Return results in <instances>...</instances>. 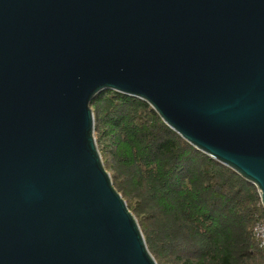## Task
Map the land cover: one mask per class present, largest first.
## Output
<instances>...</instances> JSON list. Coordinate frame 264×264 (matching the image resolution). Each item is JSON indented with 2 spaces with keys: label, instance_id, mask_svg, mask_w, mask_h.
I'll list each match as a JSON object with an SVG mask.
<instances>
[{
  "label": "water",
  "instance_id": "water-1",
  "mask_svg": "<svg viewBox=\"0 0 264 264\" xmlns=\"http://www.w3.org/2000/svg\"><path fill=\"white\" fill-rule=\"evenodd\" d=\"M104 91L264 210V0H0V264H156L96 147Z\"/></svg>",
  "mask_w": 264,
  "mask_h": 264
},
{
  "label": "trees",
  "instance_id": "trees-1",
  "mask_svg": "<svg viewBox=\"0 0 264 264\" xmlns=\"http://www.w3.org/2000/svg\"><path fill=\"white\" fill-rule=\"evenodd\" d=\"M89 107L103 166L156 264H263L251 236L264 216L254 186L138 99L104 91Z\"/></svg>",
  "mask_w": 264,
  "mask_h": 264
},
{
  "label": "built area",
  "instance_id": "built-area-1",
  "mask_svg": "<svg viewBox=\"0 0 264 264\" xmlns=\"http://www.w3.org/2000/svg\"><path fill=\"white\" fill-rule=\"evenodd\" d=\"M264 213V210H263ZM251 236L257 247L264 251V216L262 220L256 222L251 229ZM264 264V260H263Z\"/></svg>",
  "mask_w": 264,
  "mask_h": 264
}]
</instances>
